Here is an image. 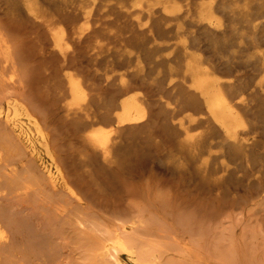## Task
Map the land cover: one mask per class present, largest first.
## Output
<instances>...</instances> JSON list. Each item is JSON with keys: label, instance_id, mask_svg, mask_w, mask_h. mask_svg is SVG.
<instances>
[{"label": "rangeland", "instance_id": "rangeland-1", "mask_svg": "<svg viewBox=\"0 0 264 264\" xmlns=\"http://www.w3.org/2000/svg\"><path fill=\"white\" fill-rule=\"evenodd\" d=\"M104 3L106 5L107 0ZM13 4V0H0V21L5 26L1 25L10 34L6 31L11 43H7L8 46L14 48L10 49L14 64L1 63L6 67L4 70L0 64V103L6 94H15V98H20V102L31 108L34 117L46 129L51 153L61 165L62 176L73 195L51 188L41 165L29 154L27 156V150L22 149L23 144L15 139L16 135L13 133L15 136L11 137V129L2 125L5 109L0 106V132L3 130L0 133V225L1 231L4 230L3 238H0V264H113L100 256L99 247L114 236L123 238L138 251L139 264H144L143 260L145 264H264V200L253 196L254 188L250 187V184L255 187L253 182L260 174L264 178V75L250 65L239 68V74L244 75L251 87L247 101L258 128V147L230 158L227 171H216L222 162L218 161L213 164L215 169L206 172L205 156L200 160L190 147L181 145V138L180 143L176 138L171 139L175 130L169 126L165 100L161 102L158 97L159 106L153 107L152 118L148 111L152 121L144 125L145 128L127 127L112 134L111 144L115 143V148L105 161L101 151L85 139L87 131L83 133L86 123L82 112L75 108L68 113L66 106L70 99L60 100L57 88L64 85L62 60L48 43L49 32L15 11ZM100 10L97 13L104 15L98 17L96 13L100 23L111 22L113 15H107V8L102 6ZM262 11V8L258 13L254 11L255 16L261 15ZM119 18V23L126 20ZM119 23L103 26L105 30L99 33H103L102 40L105 32H121ZM260 36L256 43H264ZM235 38L234 32L219 39L198 33L196 43H218L214 51L228 55L226 43H239ZM131 43L137 45L145 40L138 37ZM95 46L94 43H74L71 47L73 58L85 61L71 59L72 63L83 62L88 67L92 60L94 67L98 61L94 69L102 71L109 63L107 61L117 63L127 55L120 45L111 42L110 46L97 50L96 56ZM20 51L21 55L24 52L23 56ZM101 62L106 64L100 65ZM220 76L229 77L226 73ZM2 81L4 85H1ZM138 90V95L146 94L143 88ZM187 114L177 115L175 123ZM104 118L96 120L95 127L110 128ZM7 139L13 151L18 153H13L10 145L7 149ZM218 151L220 148L213 152L218 154ZM41 154L49 163L45 151ZM256 173L259 175L255 176Z\"/></svg>", "mask_w": 264, "mask_h": 264}, {"label": "bare ground", "instance_id": "bare-ground-1", "mask_svg": "<svg viewBox=\"0 0 264 264\" xmlns=\"http://www.w3.org/2000/svg\"><path fill=\"white\" fill-rule=\"evenodd\" d=\"M13 1L15 11L24 14L35 25H40L41 28L43 26L49 32L48 43H50L53 53L62 60L61 73L63 75L59 74L63 78L64 85L60 84V88L56 87L59 95L61 94L60 97L57 93V97H60V100L63 99L64 102L67 101L66 99L68 101L70 99V102L66 103L67 106L65 105L68 113L75 111V108H77L76 111L82 112L78 115H83L85 119L86 124L83 130V133L87 131L85 139L94 148L101 151L105 161L109 160L113 147L115 148V143L111 144L112 134L127 127V129L141 127L143 129L144 125L150 120L152 121L150 118H152L151 113L154 112L153 107L159 103L160 99L161 102L165 100L166 114L170 116L171 122L169 126L175 130L174 138H170L174 140L181 138V145L190 147L191 150L188 149L199 159L205 156L203 164L206 172H211L212 168L215 169L213 164L218 161L222 162L216 171H227L229 162L231 163L230 158L246 154L258 147V145L256 146L258 128L253 121V112L247 101L249 98L247 93L251 87L246 83L244 75L239 74V68L250 65L260 75H264V43H256L260 35L264 39V12L262 11L263 14L261 12V15L258 14V16H255L254 13V11L258 13L261 8L264 9V0L262 3H259L261 0H116V2L107 0L106 5L105 0ZM242 2H245L243 6ZM102 6L107 8V15L109 13L111 16L113 15L111 22L107 21L105 25L100 23V18L97 19L96 15ZM97 14L98 17L103 15L101 12ZM119 17L126 20L119 23L121 21ZM103 22L106 23L104 20ZM1 23L5 26L0 21V58L2 56L0 64L9 66L13 63L10 56V49L13 46L11 48L10 45L8 46L10 37L7 38V30L2 28ZM118 23L121 25L122 31L114 33L111 27L112 32L108 33V31V34L105 32V37L103 35L104 39L102 40L101 34L103 33H99L105 30L103 26L109 24L108 27H110V24ZM113 27L115 28V26ZM232 32L235 33V41H239V43H226L228 55L217 54L214 51L218 43H196L198 33L219 39L227 37ZM138 37H143L145 43H137V45L131 43ZM105 42L108 46L111 45V42L117 43L128 56L125 54L126 57L117 63L115 60L107 61L106 59L105 61L109 63L104 68L102 67V71L94 69V67L97 68L98 61L94 63H97L94 67L92 60L90 66L85 67L83 58V62L72 63L73 60L75 62L80 59L73 58L74 54L71 53L74 43L76 45L77 43L78 45L79 43L96 44L95 55L97 56V53L99 54L97 50L100 51L107 46H105ZM80 45L84 46V44ZM79 50L81 52L80 48ZM23 54L21 55L20 51V55L23 56ZM164 54L166 55L164 56ZM120 58L122 57L120 56ZM237 60L241 62L238 65L235 62ZM101 64H106V62H101ZM3 67L5 66H2L4 70ZM223 73L228 74L229 77H221L220 75ZM54 77L56 76L54 75ZM3 82L1 85H4ZM141 88L146 91V94L138 95L136 91ZM256 90L258 91V88ZM13 95L6 94L0 103L1 109H5L2 125L11 129V137L16 135L15 139L18 138V141L24 145V147L21 145L22 149L27 150V156L29 154L30 158L32 157L41 165L51 188H59L61 192L71 195V188L62 176L61 165L57 163L49 148L51 143L49 145L47 143L46 129L34 117L35 114L30 110L31 108L25 106L23 101L20 102V98L19 100L15 98V94ZM180 113L188 114L183 119H177L178 123H175V118ZM148 114L151 115L150 118H148ZM102 117H106L104 122L107 120L110 128L95 127V121L98 122V119ZM151 123L153 124V122ZM159 127L161 126L159 125ZM163 127L165 126L163 125ZM158 129L160 130V128ZM2 131L0 133H3ZM80 133L82 132L79 131L81 137ZM48 134L50 135V132ZM8 142L7 139L6 147L10 145L12 149ZM15 146L14 144V148ZM216 148H220L218 154L213 152ZM54 149L56 148L54 147ZM42 150L49 158V163L44 161ZM12 152H17V150L13 151L12 149ZM90 161L92 160L90 159ZM256 175L259 174L256 173ZM253 183L256 184L255 187L250 184V187L256 188L255 192L250 188L253 190V196L257 195V198L261 197L264 200L263 176L260 174ZM3 233L4 230L1 231L0 225V238H3ZM129 244L123 238L114 236L99 247V254L105 261L113 264H139L137 250ZM143 263L145 264L144 260ZM149 263L158 264V262Z\"/></svg>", "mask_w": 264, "mask_h": 264}]
</instances>
